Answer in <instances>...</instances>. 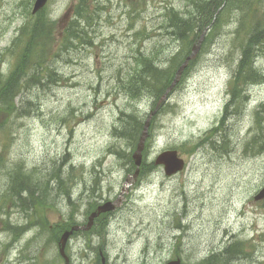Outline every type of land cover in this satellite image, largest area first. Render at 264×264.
Instances as JSON below:
<instances>
[{
  "label": "rangeland",
  "instance_id": "rangeland-1",
  "mask_svg": "<svg viewBox=\"0 0 264 264\" xmlns=\"http://www.w3.org/2000/svg\"><path fill=\"white\" fill-rule=\"evenodd\" d=\"M32 4L0 0V264H64L63 229L125 185L112 214L71 235L70 264H99V252L106 264H264V199H253L264 185V0H48L44 37L28 27ZM173 13L193 20L183 40ZM41 50L57 77L27 83ZM151 113L133 180L140 134L113 129ZM172 149L185 167L165 176L152 161Z\"/></svg>",
  "mask_w": 264,
  "mask_h": 264
},
{
  "label": "trees",
  "instance_id": "trees-1",
  "mask_svg": "<svg viewBox=\"0 0 264 264\" xmlns=\"http://www.w3.org/2000/svg\"><path fill=\"white\" fill-rule=\"evenodd\" d=\"M231 2H232V0H231ZM78 4L79 3H77L75 6H74V8H73V10H74V12H76V9H77V7H78ZM199 9L201 10V12H200V19H202V18H204L205 16H204V13H203V4L202 5H200L199 6ZM86 10H88L87 9V6H86ZM44 11V9H42L41 11H39L38 13H37V15L35 16V17H33V20H31L29 23H28V27H30L31 29H33V32H34V30H36V33L39 31L40 32V34H41V36L42 37H44V31H40V29H37L38 27H39V23L42 21L41 20V18H40V15H42V12ZM172 16L170 17V24H171V26H170V28H171V30H173V32L171 31V35H175L176 36V38L177 39H180V40H183V39H185V37H186V35H185V33H186V31H187V28L189 29V30H191L192 32H194V28H192L191 26H189V22H193V20H191V21H189V20H186V19H183V18H178V15H176L175 13H173V14H171ZM75 16H76V14H75ZM36 19V20H35ZM41 20V21H40ZM70 24H71V31H69V35H68V37H72V38H78L80 35H82L83 33H82V31H80V30H78V28H77V24H76V20L74 21V20H72L70 23H69V25L66 27V30L68 29V27L70 26ZM189 26V27H188ZM36 33H32V36L34 37V41H32L34 44H38L37 42L38 41H36V39H35V37H36ZM33 51V50H32ZM44 56H45V53L43 52V50H41V51H39V52H37V53H35L34 54V58H35V60L38 62V59L37 58H44ZM48 58H49V56H48ZM48 58L46 59V60H48ZM141 62H143V63H145V65H144V69L146 70V72L147 73H151V77H153L154 79H157V78H159L160 77V75L164 72V71H162V69H160V68H157V67H153L152 66V64L150 63V60L149 59H147V58H144V59H142L141 60ZM38 67H40V65H37ZM178 67V65H176V67L175 68H177ZM22 73V70H20L19 72H18V74H15L14 75V79L15 78H17V79H19V76H20V74ZM138 73V75L137 76H134V86H133V88L134 89H137V88H140V84L142 83L143 84V86H144V79H142V77H141V75H140V73L139 72H137L136 71V73H135V75ZM29 77V76H28ZM169 77L170 76H168V77H165L164 78V80L163 81H161L162 82V84H161V86L158 88V90H160L159 92H158V90L156 91V92H154V90L153 89H149L151 92H154L153 94L156 96V98L160 95V94H162L163 93V91L166 89L165 87H166V82L168 83V79H169ZM40 78V76H39V72H37L36 74H31V76L28 78V81L27 82H35V81H37L38 79ZM32 81H31V80ZM18 84H19V82H18ZM144 89V88H143ZM147 89V88H146ZM232 92V94L234 95V91H231ZM1 94V93H0ZM3 99H5V97H3L2 95H1V97H0V102L3 100ZM10 108V107H9ZM13 112V109H9V113H12ZM123 119H122V124H121V127L122 128H118V127H114V129H113V133L114 134H117V136H119V137H126L127 135H129V134H131V133H134V134H140V132H141V128H142V126H143V123L142 122H140V121H138V120H135V119H132V118H130V117H122ZM2 123H5V121H3V122H0V125L2 124ZM131 163V162H130ZM132 164V163H131ZM142 165H143V163H142ZM141 165V166H142ZM16 185H18V186H20V182L17 184V183H15ZM25 190V189H24ZM28 190H30L29 191V196L30 195H32V196H30V198L32 197L33 199H37L38 200V197H36V196H34V192H36V190L34 189V188H31V187H28ZM36 194H37V192H36ZM65 227V226H64ZM67 227V226H66ZM212 258V257H211Z\"/></svg>",
  "mask_w": 264,
  "mask_h": 264
},
{
  "label": "water",
  "instance_id": "water-1",
  "mask_svg": "<svg viewBox=\"0 0 264 264\" xmlns=\"http://www.w3.org/2000/svg\"><path fill=\"white\" fill-rule=\"evenodd\" d=\"M46 0H35L34 4H33V8H32V13H35L38 9L42 8L43 5L45 4ZM194 50L193 52H191V54L189 56H187L183 63L178 67V69L175 72L174 75V81L176 80V78L179 76V74L181 73L182 69L185 67V65L187 64V61L189 60V58L194 54ZM164 97V95H163ZM150 116L145 120L144 125H143V131L142 134L139 138L137 147L135 152L132 155V158L134 159V164L136 166V171L134 174L137 173L138 168L140 166L141 163V157H142V149L144 146V139L146 137L147 134V128L149 126V120H150ZM154 164L158 165L161 164L163 166V171L165 175H171L179 170L182 169L183 167V160L181 158H179L176 154L175 150H167V151H162L161 153H159L155 159H154ZM264 197V186L259 190V192L254 196V199H260ZM113 207L112 203H108L106 202L105 204L101 205L98 207L96 212H93L89 218H88V223L86 224V226L84 227L85 229L89 228L91 223H92V218L94 216H96L99 212H104L107 210H111ZM78 228V226H72L70 229L68 230H64L62 232V234L59 237L58 240V252L61 255V257H63L65 264H69V258L66 255L64 248H65V244L67 242L68 237L72 234V232L74 230H76ZM101 264H105L104 262V258H101ZM166 264H181V262L179 261V259L176 260H171L168 261Z\"/></svg>",
  "mask_w": 264,
  "mask_h": 264
},
{
  "label": "bare ground",
  "instance_id": "bare-ground-1",
  "mask_svg": "<svg viewBox=\"0 0 264 264\" xmlns=\"http://www.w3.org/2000/svg\"><path fill=\"white\" fill-rule=\"evenodd\" d=\"M50 62V61H49ZM47 62V60H42L40 59V72H39V76L40 78H47L48 75H53L55 77H57L56 71L54 70V68L50 65V63ZM187 67V66H186ZM185 67V68H186ZM182 72V71H181ZM56 80V79H55ZM18 184V183H17ZM16 187V186H15ZM22 189V188H21ZM58 191V190H57ZM57 193V192H56ZM20 231V229H19ZM18 231V232H19ZM17 232V233H18ZM21 235V234H20Z\"/></svg>",
  "mask_w": 264,
  "mask_h": 264
},
{
  "label": "flooded vegetation",
  "instance_id": "flooded-vegetation-1",
  "mask_svg": "<svg viewBox=\"0 0 264 264\" xmlns=\"http://www.w3.org/2000/svg\"><path fill=\"white\" fill-rule=\"evenodd\" d=\"M86 186H84L83 188H85ZM81 196H84V193H81ZM102 200H98V203H100ZM95 208H93L91 211H93ZM91 211H89V212H91ZM109 215V213H102V214H100V215H98L96 218H94V222H93V224H92V226H91V228L88 230V231H83V232H90V231H93V229H94V225L97 223V220L98 219H104V218H107V216ZM87 216H88V214H87ZM86 219H87V217H86ZM82 223H84V221H82ZM80 224V225H83V224ZM100 253V252H99ZM207 258V257H206ZM204 260H207V259H204Z\"/></svg>",
  "mask_w": 264,
  "mask_h": 264
}]
</instances>
